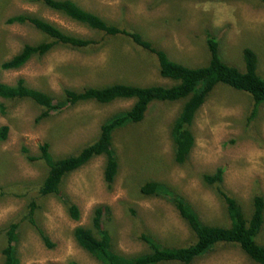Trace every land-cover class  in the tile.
<instances>
[{
    "label": "rangeland",
    "instance_id": "1",
    "mask_svg": "<svg viewBox=\"0 0 264 264\" xmlns=\"http://www.w3.org/2000/svg\"><path fill=\"white\" fill-rule=\"evenodd\" d=\"M72 1L108 23L140 33L170 59L189 67L207 62L203 43L209 35L218 41L223 61L238 69H243V49L249 48L258 58L257 72L264 79V4L258 0ZM19 14L41 18L73 36L95 39L99 46L88 50L53 48L19 70L0 69L1 83L14 85L24 79L29 87L56 97H61L65 88L78 90L116 82L141 86L169 83L159 76L154 59L125 38L92 31L38 0H0V64L24 44L47 39L31 26L6 23ZM132 103H80L36 121L40 110L31 102L0 99L5 109L4 114L0 112V126L9 127L8 137L0 143V228L20 222L34 200L38 205L36 222L54 245L46 247L32 227L22 224L17 246L20 264H100L72 235L77 226L91 227L95 209L100 207H105L102 223L119 254L146 252L142 235L164 247L186 245L192 234L168 195L187 201L205 223H224L221 203L201 182L203 174H212L217 168L224 170V190L246 214L251 211L253 196H264V104L248 121L250 97L223 86L209 95L195 115L191 126L194 146L186 166L173 162L169 137L182 103L154 102L140 124H129L114 133L119 167L110 189L103 179V157L92 159L63 180L62 194L78 207V221L68 216L55 197L33 196L47 167L41 161H27L22 148L36 156L39 146L48 143L54 158L74 155L97 138L102 123ZM149 181L159 184L160 195L146 197L140 192ZM257 241L264 245V224ZM2 245L0 239V250ZM192 264L251 263L238 248L218 247Z\"/></svg>",
    "mask_w": 264,
    "mask_h": 264
},
{
    "label": "trees",
    "instance_id": "2",
    "mask_svg": "<svg viewBox=\"0 0 264 264\" xmlns=\"http://www.w3.org/2000/svg\"><path fill=\"white\" fill-rule=\"evenodd\" d=\"M38 1L46 8L92 31L108 37L125 38L134 47L144 51L147 57L153 58L159 76L169 82L166 85L144 86L116 82L96 87L86 86L78 90L65 88L61 97L31 88L24 79H19L14 85L0 82V99L8 102H31L40 110L36 121L49 117L52 112L80 103L94 102L106 105L117 100L133 101L127 110L113 115L102 123L97 138L84 145L74 155L54 158L49 151L48 143L39 146V153L36 156L30 155L26 148L21 150L27 161H41L47 167L46 175L34 188L33 196L55 197L74 221L80 218L79 209L65 194H62L63 180L92 159L103 157V179L110 189L119 167L113 148L114 133L129 124H140L150 104L182 103L169 131L172 160L179 166L187 165L194 146L191 126L195 115L218 86L230 88L250 97L252 107L247 117L248 121L257 116L260 106L264 104V79L257 72L258 58L249 48L243 49V69H238L223 61L219 53L218 41L209 35L203 43L208 53L207 62L202 66L189 67L170 59L163 50L140 33L108 23L72 0ZM258 1L264 4V0ZM6 23L31 26L47 39L37 44H24L15 55L0 64V69L3 71L19 70L33 58H41L56 47L88 50L99 46V42L95 39L67 34L55 25L27 14L10 17ZM3 108L0 106L2 114L5 113ZM8 134L9 127L0 126V143L6 140ZM223 172L222 168H217L212 174H203L201 182L221 203L225 212L224 223L209 225L199 217L187 201L176 195H168L192 234V240L186 245L164 247L151 237L142 235L141 240L148 248L146 252L134 256L119 254L114 250L112 238L102 223L103 215L106 213L105 207L95 209L91 227L77 226L72 233L73 239L100 264H192L218 247L238 248L251 264H264V245L257 241L264 224V196L255 194L251 200V211L246 214L240 203L224 190ZM159 190L160 186L157 182L149 181L141 187L140 192L146 197H154L160 195ZM1 194L0 190V196ZM37 208L38 205L31 200L27 213L20 222H10L0 228V239L3 241L0 250L1 264H20L17 246L18 229L22 224L32 227L46 247L54 246L36 222L34 213ZM130 212L134 215L132 210Z\"/></svg>",
    "mask_w": 264,
    "mask_h": 264
}]
</instances>
